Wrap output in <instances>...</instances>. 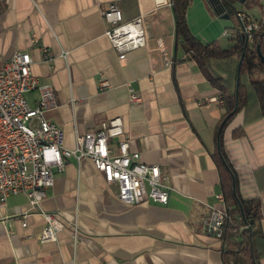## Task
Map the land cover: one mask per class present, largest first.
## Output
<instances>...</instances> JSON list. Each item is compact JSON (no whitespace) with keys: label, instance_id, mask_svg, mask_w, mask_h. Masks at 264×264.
I'll use <instances>...</instances> for the list:
<instances>
[{"label":"crops","instance_id":"crops-1","mask_svg":"<svg viewBox=\"0 0 264 264\" xmlns=\"http://www.w3.org/2000/svg\"><path fill=\"white\" fill-rule=\"evenodd\" d=\"M111 1L127 20L143 15L146 45L123 54L113 48L101 14ZM252 8L249 13L262 16ZM225 14L221 0H191L187 20L198 38L211 42L238 25ZM160 40L173 52L169 66ZM20 49L31 53L33 73L54 87L58 106L45 115L62 127L68 147L78 134L121 117L130 149L160 164L172 190L167 204L129 205L90 159L70 157L41 202L65 227L56 240L41 242L44 215L25 193L11 195L0 204V264H235L220 240L202 230L209 205L223 206L216 197L223 192L216 154L225 107L209 101L218 89L176 47L172 0H0V62ZM102 74L111 83L107 89L100 87ZM132 90L140 102L131 101ZM37 97V91L28 94L33 105ZM236 127L242 135H233ZM110 143L117 150V139ZM223 148L241 194L261 201L264 233V115L257 100L227 125Z\"/></svg>","mask_w":264,"mask_h":264},{"label":"built area","instance_id":"built-area-1","mask_svg":"<svg viewBox=\"0 0 264 264\" xmlns=\"http://www.w3.org/2000/svg\"><path fill=\"white\" fill-rule=\"evenodd\" d=\"M108 24L105 34L113 48L120 54L146 45L148 32L143 15L125 19L123 11L115 1L101 9ZM237 28L252 39V32L259 28L260 20L245 10H237ZM231 29H225L224 36H230ZM160 51L165 64L173 63V52L160 40ZM48 61L52 60L46 53ZM33 57L28 50H16L8 59L0 62V204L17 193H25L35 210L45 218L40 233L41 242L54 241L65 227L56 212L42 209L41 202L55 183L56 172L63 171L70 157L79 160L90 159L105 179L116 186L117 195L126 204L159 202L167 204L171 195L170 176L164 173L158 163L141 159V153L130 149L121 117L102 122L96 130L77 135L74 147L65 144L64 131L45 112L58 106L55 90L50 82L42 81L32 71ZM103 75V74H102ZM111 86L104 75L100 80L101 89ZM38 92L33 105L28 94ZM132 102H140L141 95L131 91ZM210 102L223 103L220 91L209 97ZM117 139V150L110 141ZM223 206L209 205V214L203 220L202 230L219 239L227 259L234 261L244 255L247 237L255 235L258 225L245 223L235 228L244 232L243 241L236 248H230L226 239V222L230 217L223 192L216 194ZM22 219V225H27ZM77 236V226H74ZM234 230V231H235Z\"/></svg>","mask_w":264,"mask_h":264},{"label":"trees","instance_id":"trees-1","mask_svg":"<svg viewBox=\"0 0 264 264\" xmlns=\"http://www.w3.org/2000/svg\"><path fill=\"white\" fill-rule=\"evenodd\" d=\"M190 1L172 0L176 47L181 45L224 98L225 113L222 118L224 124L219 136L220 151L216 154V161L230 215L226 222L227 245L234 249L243 241L244 232H237L235 228L245 223L258 225L255 235L251 234L247 237L244 255L236 257L234 262L235 264H261L260 259L264 256V233L259 228L262 217L261 201L257 198H245L241 194L237 172L223 148V133L238 111L251 100L259 102L264 115V60L259 55V50L264 55V21L260 17H255L260 20V26L253 30L252 39H249L247 44L246 35L237 27L232 28L231 42L228 45L224 46L220 39L204 42L192 32L188 24L187 10ZM221 1L231 6L234 12L237 9L242 10L238 8V3L248 9L259 5V0ZM238 76L240 84L237 91ZM243 132L241 127H236L233 135L240 136Z\"/></svg>","mask_w":264,"mask_h":264},{"label":"rangeland","instance_id":"rangeland-1","mask_svg":"<svg viewBox=\"0 0 264 264\" xmlns=\"http://www.w3.org/2000/svg\"><path fill=\"white\" fill-rule=\"evenodd\" d=\"M238 6H239V9H242V10H247V7H245L244 5H242V4H240V3H238ZM258 7H259V9H261V11H262V16L260 17L261 18V20L262 21H264V0H259V5H257ZM255 7V6H254ZM249 9H251V8H249ZM257 8H252V11L254 12V13H257V10H256ZM248 11V10H247ZM230 20L232 19V20H235V22L238 20V18H237V16H236V14H235V12L234 13H232L231 14V18H229ZM237 19V20H236ZM238 24V23H237ZM237 27V26H236ZM235 27V28H236ZM232 28H234V25H231V26H228V28L227 29H231V32L233 33V30H232ZM222 44L225 46V45H228L230 42H231V37L230 36H224L223 35V38H222Z\"/></svg>","mask_w":264,"mask_h":264},{"label":"water","instance_id":"water-1","mask_svg":"<svg viewBox=\"0 0 264 264\" xmlns=\"http://www.w3.org/2000/svg\"><path fill=\"white\" fill-rule=\"evenodd\" d=\"M241 1H244V0H241ZM224 9L226 10V14L224 15V17H228L229 18L231 16V14L234 12V9L231 6H229V5H225L224 4ZM247 42H248V39H246V44H247ZM259 55H260L261 59L264 60V55L262 54V52L260 50H259ZM239 81L240 80H239V76H238V80H237V91H238L239 84H240ZM223 124H224V120L222 121V123L219 126L218 136H220V133H221ZM234 188H235V185H234Z\"/></svg>","mask_w":264,"mask_h":264},{"label":"flooded vegetation","instance_id":"flooded-vegetation-1","mask_svg":"<svg viewBox=\"0 0 264 264\" xmlns=\"http://www.w3.org/2000/svg\"><path fill=\"white\" fill-rule=\"evenodd\" d=\"M224 4V3H223Z\"/></svg>","mask_w":264,"mask_h":264}]
</instances>
